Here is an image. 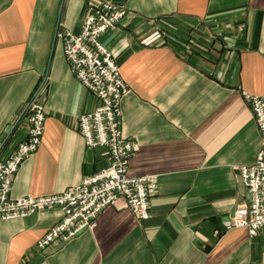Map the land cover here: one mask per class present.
<instances>
[{"label": "crops", "instance_id": "0c3cea01", "mask_svg": "<svg viewBox=\"0 0 264 264\" xmlns=\"http://www.w3.org/2000/svg\"><path fill=\"white\" fill-rule=\"evenodd\" d=\"M131 14L103 37L130 85L122 128L139 143L130 174H158L151 217L120 198L86 229L44 254L37 242L62 217L59 207L0 222V264H264V227L251 236L213 232L250 200L238 165L261 147L244 92H264V0H112ZM88 0H0V158L24 140L21 111L47 79L45 132L19 167L11 196L47 195L108 166L90 149L79 115L98 97L71 72L61 21L82 29Z\"/></svg>", "mask_w": 264, "mask_h": 264}, {"label": "built area", "instance_id": "2783aa9c", "mask_svg": "<svg viewBox=\"0 0 264 264\" xmlns=\"http://www.w3.org/2000/svg\"><path fill=\"white\" fill-rule=\"evenodd\" d=\"M131 11L112 0H88L82 29L73 32L60 21L55 40L63 43L71 72L99 99L95 109L79 115V131L88 148L106 147L109 164L81 182L61 192L47 195L27 194L12 197L15 175L21 164L41 146L45 132V96L47 79L26 102L21 117L28 123L24 140L11 154L0 158V222L24 217L40 210L59 207L62 217L37 242L35 249L49 254L86 229L96 225L98 215L120 198L140 220L151 217V198L158 189V174L131 175V160L139 149L136 139L126 136L122 128L124 96L130 85L103 37L116 28ZM257 120L261 147L252 163L238 165V178L251 197L238 205L213 232L220 238L234 228H247L251 236L264 227V92H244ZM1 245V228H0Z\"/></svg>", "mask_w": 264, "mask_h": 264}]
</instances>
